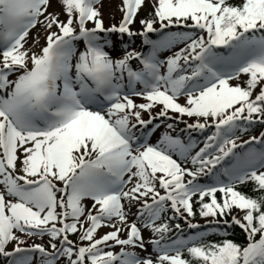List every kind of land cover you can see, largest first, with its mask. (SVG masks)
I'll use <instances>...</instances> for the list:
<instances>
[{"label": "snow or ice", "instance_id": "1", "mask_svg": "<svg viewBox=\"0 0 264 264\" xmlns=\"http://www.w3.org/2000/svg\"><path fill=\"white\" fill-rule=\"evenodd\" d=\"M102 8L0 0L2 264H264V133L238 135L264 124V0H121V21L107 27ZM37 26L32 45L41 34L44 43L34 51ZM137 37L146 53L130 47ZM160 118L184 123L188 141L168 123L149 142ZM209 128L199 147L191 132ZM248 183L257 195L238 190ZM197 205L209 225L238 226L246 242H208L189 219ZM177 218L197 231L173 228Z\"/></svg>", "mask_w": 264, "mask_h": 264}, {"label": "rangeland", "instance_id": "2", "mask_svg": "<svg viewBox=\"0 0 264 264\" xmlns=\"http://www.w3.org/2000/svg\"><path fill=\"white\" fill-rule=\"evenodd\" d=\"M120 5H121V0H103V8L101 9L102 13H103V19H104V22H105V26H110L112 24H118L122 18V12L119 10L120 9ZM152 9V6L151 4H147V6H145L139 13V16L145 12H147L148 10ZM53 10H56V11H59V6H55ZM139 16H137L138 20L137 22L133 25V28L134 29H139L141 27V25L139 24ZM62 19H64L63 16H61ZM177 30V29H176ZM39 31V26H37L36 29H33L32 32L30 33V36H29V45L28 46H31L33 47V50L34 51H38L39 48H40V45H42L44 43V38H43V35L44 34H41L40 37H39V43L38 44H35V45H32V37L36 36L37 32ZM143 39V38H141ZM114 40V39H113ZM115 41V40H114ZM116 42V41H115ZM149 47L148 45H146V50H145V53L149 50ZM180 47H183V45H178L176 48L173 49V51H178ZM122 49H123V44L122 43H116V50L113 52V55L114 56H119L122 54ZM135 50L137 51H144V45H142V40H141V45L139 46V48H136ZM168 55H171V52H168V51H165V52H162L161 53V58L163 59L165 56L167 57ZM243 78V77H241ZM233 83H236V81H233ZM134 99L136 100L137 103H142L144 102L143 100H141L140 98L138 97H134ZM184 97H181L180 98V103H184ZM156 111H159V108H155L153 109V112H156ZM170 115H175V114H170ZM143 118L144 119H148L149 118V113L145 112L143 113ZM165 118H160L159 120L157 121H154V123H159L160 124V127L156 130V132L154 133V135L150 138V141L151 143H156V141L160 138V136L163 134V132L165 131H170L167 129V124L168 123H171V121H167V120H164ZM184 120H187L189 123L192 122V119L191 118H187V117H184L183 118ZM179 122V126H176V130L175 132H173L172 134L173 135H179L183 140L185 139L186 142L188 141L189 139V133L187 131H181V129H184L185 128V125L184 123H182L181 121L179 120H176ZM149 127H152L151 125ZM214 128H211V130H213ZM197 131H192L191 132V138H193V136L195 135ZM193 153H194V150H193ZM194 167V166H193ZM191 167V168H193ZM201 182H209L208 180H206V178H204ZM89 203V206H90V202ZM134 207V210L136 212L137 208H138V205L136 204H132V205H127L126 204V208L128 210H130V208ZM136 218H133L132 216H129V220H135ZM190 219V218H189ZM183 220V219H182ZM185 221V220H184ZM192 222H195V221H192ZM208 223V220L206 222L204 221H196L195 223ZM182 229L184 230V234L185 235H190L194 232H192L188 227H187V223H185L183 226H182ZM111 229L108 228V227H104V228H101L99 230V234L102 235L108 231H110ZM143 235H144V238L145 240H150L152 237V233L145 229L143 231ZM173 236H176L177 235V232L175 231L173 234ZM25 239H27L28 241V244H32V243H44V244H47V237H45L43 240H41L39 237H31V238H28V237H24ZM37 238V239H36ZM78 242V241H77ZM11 249V245H9V250ZM119 250V247H116L115 248V251ZM136 251H140L139 249H136ZM148 251L151 252L152 251V245L149 244L148 245ZM141 255H145L146 253H143L141 252L140 253ZM0 264H2V258H0Z\"/></svg>", "mask_w": 264, "mask_h": 264}, {"label": "trees", "instance_id": "3", "mask_svg": "<svg viewBox=\"0 0 264 264\" xmlns=\"http://www.w3.org/2000/svg\"><path fill=\"white\" fill-rule=\"evenodd\" d=\"M151 10L152 9H150L147 12L141 14L139 16V18L140 19H144V18L148 17L149 13L151 12ZM179 30L183 31L184 29H179ZM173 31H176V30H173ZM113 39L116 41V43H121V41L119 39H117L116 36H113ZM128 41L129 40L126 39V41L124 43H127ZM138 44H139V37L135 38L134 41H132L131 45L134 47V46H137ZM137 47H139V45ZM246 79H247V77L241 78V82L246 80ZM171 123H174L175 126L178 125V123L175 120H171ZM261 129H264V124H259V123L253 124L252 126L247 128L246 132L245 131H240L238 133V135H240L241 138L244 139L246 137H249L250 135H257ZM204 135L206 137L207 132H203L202 134H199L196 137L198 139V146L199 147L203 146ZM191 164H192L191 160L189 159L188 161L185 162L184 166L188 167V166H191ZM252 188H253V185L251 183H248V184L239 185V189L238 190H240V191H242L244 193H248V194L253 195V196L257 195V193H254L252 191ZM221 195H222L221 193H217L218 199L221 197ZM132 209H133V207L130 208V210H129L130 213H135L134 211H132ZM196 211H197V215L194 218H191L192 220L207 221L208 219H211V218L205 219V218H202V217L199 216V214H198V211H199L198 205L196 206ZM168 215H171V213H168ZM130 216L135 217V215H130ZM227 219H230V216L227 217ZM176 223H179L180 225H182L183 221L181 219H179V218L173 219L172 221H170L171 226L175 225ZM223 227H224L223 224H220L219 228H215L212 225H209L208 227H202L200 230H207L210 233V235L207 237L208 242H219V241H222L224 239H231V240H233V241H235L237 243H240V244H244L246 242V236H245L244 232L238 226L233 225L231 228L228 229L227 234H225L224 232L220 231V229L223 228ZM71 236L74 239H78V234L77 235H71Z\"/></svg>", "mask_w": 264, "mask_h": 264}]
</instances>
